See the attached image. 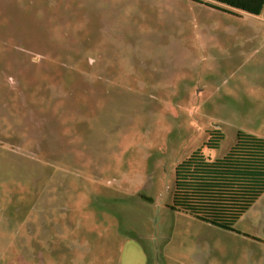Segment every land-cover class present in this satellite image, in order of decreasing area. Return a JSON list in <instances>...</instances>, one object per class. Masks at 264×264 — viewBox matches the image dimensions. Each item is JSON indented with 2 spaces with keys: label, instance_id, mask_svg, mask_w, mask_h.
<instances>
[{
  "label": "rangeland",
  "instance_id": "rangeland-1",
  "mask_svg": "<svg viewBox=\"0 0 264 264\" xmlns=\"http://www.w3.org/2000/svg\"><path fill=\"white\" fill-rule=\"evenodd\" d=\"M239 130L264 137L262 15L0 0V264H264V194L241 235L168 207Z\"/></svg>",
  "mask_w": 264,
  "mask_h": 264
},
{
  "label": "trees",
  "instance_id": "trees-1",
  "mask_svg": "<svg viewBox=\"0 0 264 264\" xmlns=\"http://www.w3.org/2000/svg\"><path fill=\"white\" fill-rule=\"evenodd\" d=\"M218 1L264 18V0ZM223 137L221 129L213 128L204 144L217 148ZM263 192L264 137L239 130L224 156L211 160L197 147L176 164L168 207L218 228L235 231L237 220Z\"/></svg>",
  "mask_w": 264,
  "mask_h": 264
},
{
  "label": "crops",
  "instance_id": "crops-1",
  "mask_svg": "<svg viewBox=\"0 0 264 264\" xmlns=\"http://www.w3.org/2000/svg\"><path fill=\"white\" fill-rule=\"evenodd\" d=\"M190 1H194V2H197V3H199V4H201V5H204V6H207V7H212V8H215V9H217V10H220V11H223V12H226L227 10L228 11H231L230 12V14H235V13H238V14H240V13H247V14H251V13H248V12H246V11H243V10H241L240 8H235V7H232V6H229V5H227V4H225V3H223V2H221V1H218V0H190ZM210 5H215V6H217V7H219V8H216V7H214V6H210ZM222 9H226V11L225 10H222ZM226 13H229V12H226ZM252 15H255V14H252ZM259 15H261V14H259ZM263 194H264V192L259 196V198L245 211V213L246 212H248L249 211V209L251 208V207H257V204H258V202L260 201V199L262 198V196H263ZM244 213V214H245ZM243 214V215H244ZM242 215V216H243ZM241 216V217H242ZM240 217V218H241ZM240 218H239V220H240ZM255 228H257V227H255ZM237 231V234H239V235H241V229H237L236 230ZM244 233L245 234H247V235H249L250 237H255V238H252V239H254L255 241H257V242H262V241H264V238H261V237H263V236H261V234H260V231H258V230H255V232L252 234V233H250V232H246V231H244ZM247 235H244V236H247ZM260 235V236H259Z\"/></svg>",
  "mask_w": 264,
  "mask_h": 264
}]
</instances>
